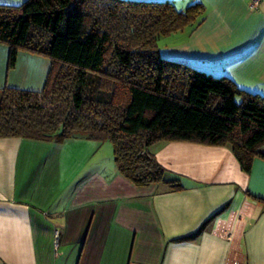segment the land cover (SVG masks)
<instances>
[{"label": "crops", "instance_id": "crops-1", "mask_svg": "<svg viewBox=\"0 0 264 264\" xmlns=\"http://www.w3.org/2000/svg\"><path fill=\"white\" fill-rule=\"evenodd\" d=\"M170 1L205 10L166 54L264 96V0ZM7 58L0 44V87L42 88L47 58L20 51L9 70ZM101 144L0 137V264H264V157L245 173L227 147L156 143L182 185L169 190L94 159Z\"/></svg>", "mask_w": 264, "mask_h": 264}, {"label": "trees", "instance_id": "trees-1", "mask_svg": "<svg viewBox=\"0 0 264 264\" xmlns=\"http://www.w3.org/2000/svg\"><path fill=\"white\" fill-rule=\"evenodd\" d=\"M204 10L170 0L0 3L7 70L20 51L50 62L41 89L0 87V137L109 141L116 170L136 187L182 188L150 151L159 142L227 147L249 173L264 157V96L157 47Z\"/></svg>", "mask_w": 264, "mask_h": 264}, {"label": "rangeland", "instance_id": "rangeland-1", "mask_svg": "<svg viewBox=\"0 0 264 264\" xmlns=\"http://www.w3.org/2000/svg\"><path fill=\"white\" fill-rule=\"evenodd\" d=\"M179 7L180 6H178L177 8H179ZM200 19L201 18H199L198 20H200ZM192 27H193V25H189V26L184 27L182 30L172 32V33L164 35V36H160L157 39V47H158L159 52L163 56H165L164 53H166V50H169L171 48L172 49L179 48V47H182L185 44H187L191 39ZM185 62H187V61H185ZM193 66H195V65L193 64ZM223 66H226V64L224 63ZM195 67L199 69L198 65H196ZM156 147H157V145L154 144L150 148V151H152L154 153ZM98 149L99 150L97 151V153L94 155L93 158L94 159L99 158V157L102 159L104 158V161L111 165L113 162V152H112L113 150H112L111 142H109V141L103 142L101 144V147Z\"/></svg>", "mask_w": 264, "mask_h": 264}, {"label": "built area", "instance_id": "built-area-1", "mask_svg": "<svg viewBox=\"0 0 264 264\" xmlns=\"http://www.w3.org/2000/svg\"><path fill=\"white\" fill-rule=\"evenodd\" d=\"M259 2H260V0H253L252 3L250 4V8L251 9L256 8L258 6ZM55 237L56 238L58 237V233L57 232L55 233Z\"/></svg>", "mask_w": 264, "mask_h": 264}]
</instances>
